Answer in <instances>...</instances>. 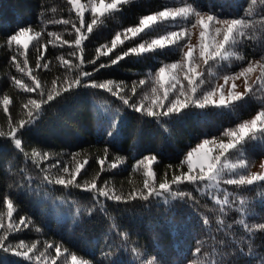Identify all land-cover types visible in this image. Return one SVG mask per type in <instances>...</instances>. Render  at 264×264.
Wrapping results in <instances>:
<instances>
[{"label": "trees", "instance_id": "1", "mask_svg": "<svg viewBox=\"0 0 264 264\" xmlns=\"http://www.w3.org/2000/svg\"><path fill=\"white\" fill-rule=\"evenodd\" d=\"M85 1L91 5L90 0ZM108 1L105 0L106 3ZM197 2L205 11L210 7L222 18H230L243 15L251 0H197ZM182 6V0H135L134 3L126 5L122 11L98 16V25L94 26L93 33L88 35V39L83 41L81 45L83 53H81L75 48L76 34L71 25L54 23L62 19L76 20V12L67 0H0V130L8 131L9 115L12 116L13 121L24 118L22 104L26 102L27 97H35V93H23L12 84V76L22 78L25 83L31 81L23 73L18 72L10 62L16 46L13 44L9 49L5 45V38L8 35L14 34L23 27L34 29L29 33L33 37L35 32H42L40 45L33 47L35 39L29 44L27 67L39 72V78L51 89L53 80H57L58 86L60 79L66 76L71 79L78 75L75 71L70 75L67 74L62 67L60 57L72 63H79L75 57L70 56V53L75 51L76 56H83L85 59L83 70L91 72L94 66L87 61L96 59L97 49L102 45L111 47V41L117 33H121L123 43L117 42L116 48L109 54L113 57L130 47H136L140 43H150L152 39L166 35L169 31H176L174 26L162 23L152 32L140 36L132 37L128 34V38H125L122 34L124 29L137 26L139 18L144 15L164 10L165 7L176 9ZM262 9L264 4L257 0L255 11L260 12ZM85 18L91 22L92 15L89 10L85 13ZM260 19L261 16H256L257 21ZM77 26L79 27L78 21ZM48 33L53 35L49 36ZM254 35L255 39L232 49L233 52L244 55L246 58L244 61L236 59L235 55L226 61L209 62L207 65L200 61L197 72H203L205 79L200 89L204 92L215 90L218 83L224 80L225 75L233 76L246 68V61H260L261 55L264 54V25L257 23ZM64 40L73 42L71 47L64 44ZM189 42L194 46L192 33ZM195 48L198 54L199 46ZM41 53L45 58L43 60H40ZM38 60L40 63L48 62L49 69H36ZM19 61L22 63L23 57H20ZM108 62L109 57L99 56L96 66ZM180 62V52L170 51L169 47H166L163 51L125 57L117 65L95 72L93 78L98 83L109 80L117 83L123 81L129 89L133 81L145 79L149 83L143 88L138 87V96L135 99L139 100L145 94L151 99L153 87L159 89L156 95L162 97L163 89L151 82L155 79V73L164 64ZM256 72V79L249 86L251 91L245 92L244 101H229V106L225 108L209 105L203 110L192 109L184 116L170 121L157 123L149 119L142 124L139 123L138 114L126 110L129 125L115 143L109 141L97 124L98 105L106 103L112 108L120 106V101L106 90L79 88L75 95L45 106L36 127L26 132L23 137L24 151L29 154L27 159L8 139L0 137V205H2L0 216L4 218L3 222L7 226L9 218L5 201L11 198L13 219L18 220L19 216L31 218L35 227L41 229L40 233H37L35 228L25 229L21 233H10L9 239L13 243H17L20 239L29 245L37 243L39 251H44V242L59 243L62 253L63 249L67 248L69 253L77 256L78 260H88L90 264L104 260L101 253L108 250V245H112V251L118 255L122 264H128L129 261L141 264L130 251L133 247H137L142 254L147 252L149 259L156 257L166 261L167 264H177V262L193 264L194 261L195 264H216L221 255H224V259L230 264H259L258 257L264 254V231L254 229L252 244L256 255L239 253L232 255L237 244L231 241L241 242V237L247 235L244 227L239 224L240 220H244L250 226L264 223V205L261 204L264 200V185L255 184L248 188L225 185L227 192L232 195L229 196L230 206H225L223 213L220 206L208 196L196 193L189 184L180 185L181 191L192 192L199 203L193 206L189 202L177 208L176 220L182 222L184 226L179 231H174L168 225L169 205L165 204L163 199L157 201L153 198L152 203L147 206H145L147 202L144 201L117 205L108 200L106 215L99 210L91 192L76 188L65 190L60 185L45 186L40 183L44 175L40 169L55 163L57 159L61 160L62 164L66 162L70 171L74 170L76 164L87 161L77 177L80 183L95 181L98 187H103L105 190L115 189L118 193L127 194L133 189L143 188L145 169L141 166L138 170H134V166L145 155H156L158 162L153 163L152 168L158 180L164 178L166 171L167 178L170 179L172 171L177 170L176 166L185 159L187 152L204 139L212 141L215 138L217 142L223 140L227 143L232 139L225 135L227 131H238L239 124L255 117L264 105V84L258 79L262 75V69L256 67ZM182 83L187 86L186 80H182ZM5 95L11 101L7 114L4 112L3 104ZM137 126L142 131L138 137H134L133 132ZM165 128L168 131H165ZM134 139L138 140V143H134ZM257 144L258 141L249 142L247 151L243 154L248 162V168L242 170L245 175H250L253 169L264 161V151L256 147ZM106 148L107 158L104 154ZM33 150L41 154L48 153L47 160L36 158L39 168L33 162L31 156ZM71 153L79 155L73 160ZM226 155L231 159L241 157V154L234 150H230ZM100 159H105L104 171H101L98 162ZM112 162L118 164L116 169L108 167ZM170 164L173 166L172 170L167 168ZM179 171H187V165L184 164L177 173ZM48 174L55 176L60 172L55 168L49 169ZM26 184L28 187H23ZM220 195L223 198V193ZM240 199L245 201L243 209L239 204ZM173 203L178 202L173 201ZM91 208L96 210L89 216L88 210ZM204 217L209 221L208 226L202 222ZM218 219L224 221L226 231L219 230ZM113 225L129 233L126 241L115 234ZM228 225L232 227L228 228ZM220 240L229 241V246L222 247L218 243ZM197 247L201 248L198 255L195 253ZM121 249H123L122 253ZM245 253H247L246 246ZM49 254L54 256V249L48 250L46 255ZM8 259L19 261V264H29L23 258L11 255ZM57 264H65L63 255L57 260ZM67 264H71L70 255ZM104 264H107V260H104Z\"/></svg>", "mask_w": 264, "mask_h": 264}, {"label": "snow or ice", "instance_id": "2", "mask_svg": "<svg viewBox=\"0 0 264 264\" xmlns=\"http://www.w3.org/2000/svg\"><path fill=\"white\" fill-rule=\"evenodd\" d=\"M135 0H90L91 7L89 9L92 18L91 22H88L85 18V6L81 5L79 0H67L69 5H72L76 12V20L62 19L56 20L54 23L71 25L75 32L74 45L76 49H79L83 53L81 47L83 41L88 39V35L93 33L94 26L98 25V16H104L105 13L113 14L122 11L126 5L134 3ZM264 4V0H260ZM183 6L173 9L165 7L164 10L147 14L139 18L137 26H130L123 31L125 38H128V34L132 37L140 36L141 34H147L154 30L162 23H168L174 26L176 31H169L166 35L160 36L157 39H152L150 43H140L136 47H130L127 51L117 53L115 56L109 54L117 46V42L121 41V33H117L115 38L111 41V47L102 45L97 49L98 56L96 59L88 60L87 63L93 65V71H84L83 65L85 59L83 56H76V52L70 53V56L75 57L79 63H72L70 60H65L63 57L59 59L62 62V67L65 68L67 74H71L73 71L78 75L68 79L67 76L64 79L59 80L57 86V80L52 81L53 88L49 89L45 82L39 78V72H34L33 69H29L27 52L29 44L35 39L33 47L41 44L42 32H35V37L29 35L34 29L31 27H23L16 31L14 34H10L5 38V45L11 49L13 44L15 47V54L10 57V62L16 67L18 72L23 73L31 81L25 83L22 78L16 76L11 77L12 84L17 86L23 93H35V97H27L26 102L22 104V110L24 111V118L13 121L12 116H8V131L4 132L0 130V137L8 139L12 146L23 152L27 159L29 154L24 151L23 137L26 132H30L37 125L39 117L45 110V106H49L51 102H59V100L67 99L68 97L75 95L76 90L79 88H92V89H104L110 93L113 97H116L120 101V106L112 108L110 105L104 103L97 106V124L101 131L108 137L111 143H115L121 136L123 130L128 127L129 121L127 119V112L138 114L139 123H144L147 120H154L157 123H161L165 120H172L173 118H179L190 112L192 109H205L209 105H214L217 108H225L229 106L226 102L225 96L220 95L218 101L213 100L215 90H209L204 92L200 89V85L205 83L204 73L197 72V66L200 61L204 64L209 62L216 63L217 61H226L229 57L235 55L236 59L244 61L246 60L244 55L233 52L237 46L242 45L246 41L255 39V26L257 23L264 25V9L260 12L255 11L257 0H251V3L245 9L243 15H236L230 18H222L221 15L214 13L211 8L207 11L203 10L197 0H182ZM43 15V13L41 14ZM261 16L259 21L256 20V16ZM77 21L79 27L77 26ZM190 26V27H189ZM199 29V48L198 54L194 46L190 44L191 29ZM86 30V31H85ZM49 36L53 35L48 33ZM206 37L209 39L206 40ZM64 44H68L70 47L73 42L68 40L63 41ZM166 47H169L170 51H178L181 54L180 63L164 64L159 67L158 72L155 73V79L152 83L158 84L163 89V94L157 96L158 88H152V98L149 99L145 94L139 100L135 99L138 96V87L143 88L149 81L140 79L133 81L131 88L129 89L123 81L117 83L114 81H106L104 83H98L93 77L94 73L100 69H104L113 65H117L120 61L130 55L141 56L143 54L153 53L157 50L163 51ZM106 48V50H104ZM255 51V49H254ZM99 56L109 57L108 63H100L96 66ZM23 57L22 63L19 58ZM45 59L43 53H41L40 60ZM264 54L261 55L260 61L249 60L247 67L243 68L241 72L236 76L225 75L223 77L225 83L230 79L235 80L240 76H246L256 67L262 69V75L258 79L264 84ZM36 69L46 70L49 69V63H40L38 60L36 63ZM181 73L183 76L181 77ZM59 79V78H58ZM182 80L187 81V86L182 83ZM247 83V81H246ZM167 85V86H165ZM179 85V87H178ZM235 87V85H233ZM251 88L246 87V93L250 92ZM245 94L232 93L230 95V102H243ZM59 98V99H58ZM11 103L9 97L5 95L3 97L4 112L7 114L9 111V104ZM141 129L137 126L134 129L133 136L138 137L141 134ZM165 131H168L165 128ZM225 135L231 137L229 142L224 143L220 141L218 148L219 153L211 155V149H207L210 143H214L215 138L210 141L204 139L195 148H192L187 152L184 160L180 165L176 166V169H181L184 164L187 165V171H172L171 178H167V171L164 178L157 179L155 172L153 171V163L158 162L156 155H145L136 162L134 170H138L141 166L145 169L143 181V188L140 190L133 189L127 194L123 192L118 193L115 189L105 190L103 187H98L95 181L88 183H80L77 177L81 174L87 161L83 164H76L74 170L69 169L67 163L61 162L57 159L55 163L48 164L46 168H41V172L44 173L41 184L45 186L60 185L65 190L70 188L81 189L82 191L93 193V200L96 202L99 210L107 215L106 202L108 200L113 201L117 205H127L132 201H144L147 204L152 203L153 198L157 201L163 199L165 204H168L167 209L170 213L168 219L169 227L174 231H179L184 225L182 222H177L176 214L177 208L182 204L189 202L194 206L199 201L192 192H185L180 190V185L189 184L193 187L196 193L201 196H208L215 204L220 206V210L223 213L225 206H230L229 196L231 193L221 187L224 185H236L239 188H248L255 184L264 185V174L253 173L250 175L243 174L242 170L248 168L247 158L243 155L247 151V145L251 141H258L256 147L261 151H264V105L257 112L255 117L248 122L239 124L238 131L229 130ZM134 143H138V140L134 139ZM230 150H234L241 154V159L237 163H228V156ZM105 158L108 156V149L104 150ZM73 160L79 155L78 153H71ZM33 162L39 168L40 165L36 158L39 157L42 160L48 159V153L41 154L33 150L32 154ZM199 157L198 164H193V157ZM223 157V159H221ZM101 171H104L105 159H100ZM111 169H116L118 164L112 162L108 164ZM264 167V164L261 165ZM58 168L60 174L52 176L49 175V169ZM172 170L173 166L170 164L167 166ZM31 181H29V184ZM107 183V182H105ZM175 186V187H174ZM23 187H28V184ZM215 189V191H213ZM220 193H223L221 198ZM38 194V193H37ZM103 198V200H101ZM173 201L178 203L174 204ZM7 216L9 222L5 226L4 218L0 216V264H19V261H10L8 256H14L23 258V260L29 262V264H57V260L63 255L65 264H67L68 255L71 256V264H90L88 260H78L75 254L69 253L67 248L61 249L59 243L44 242V251H39L37 243H31L30 245L25 243L23 239H20L17 243H13L9 239L10 233H21L25 229L31 230L35 228L37 233L41 232L39 227H35L31 218L25 216H19L18 220L13 219V199H7ZM239 204L241 209L245 204L243 199H240ZM264 205V200L261 201ZM2 206V205H0ZM95 208L88 210V215L91 216L95 212ZM205 226L209 225L207 217L202 220ZM217 223L220 225V231H226L224 227V221L218 219ZM239 224L244 227L247 235L241 237V242L232 240L231 243L237 244V247L233 250L232 255L237 253L241 255H256L253 248L252 237L254 236V229L264 231V223L255 226H250L245 223L244 220H240ZM231 228L232 225H228ZM115 234L125 241L129 237V233L126 230H120L113 225ZM227 234V233H226ZM213 239H215L213 237ZM219 245L222 247H228L229 241L220 240ZM245 246L247 247V253H245ZM54 249L55 255L48 254V250ZM131 253L135 255L136 260L141 264H167L166 261L153 257L148 258V253H141L137 247H133ZM123 249H121V253ZM201 252V248L197 247L195 253L198 255ZM68 254V255H65ZM104 260H107V264H122L121 259L116 253L112 251V245H108L107 251L101 253ZM259 264H264V254L259 255ZM104 260L97 261L96 264H104ZM128 264H135L134 261H129ZM179 264V262H177ZM195 264V261L193 262ZM216 264H230L229 261L224 259V255L216 261Z\"/></svg>", "mask_w": 264, "mask_h": 264}, {"label": "rangeland", "instance_id": "3", "mask_svg": "<svg viewBox=\"0 0 264 264\" xmlns=\"http://www.w3.org/2000/svg\"><path fill=\"white\" fill-rule=\"evenodd\" d=\"M79 2L81 5L85 6V13L88 12L91 5H89L85 0H79ZM96 2H98V1H96ZM191 33H192V38L194 41L193 42L194 47H196L197 45L199 46V29L198 28L197 29H191ZM29 35L33 37V35H31V34H29ZM207 39H209V37H206V40ZM238 73H236V74H238ZM236 74L233 76H236ZM256 75H257L256 68H254V70L252 72L247 73L246 76H240L238 79H235V80L230 79L227 83H225L224 80H221L215 89V95L212 97V99L218 101L220 98V95L223 94L225 96L226 102H229L230 101V95L232 93L245 94L246 87H249L251 82L256 79ZM246 81H247V83H246ZM233 85H235V87H233ZM219 143L220 142H217V141H214V143H210L207 146L206 150L211 149V153H210L211 155L218 154L219 153V148H218ZM221 159H223V157ZM239 159H241V157H236L234 159L228 158V163L229 164L237 163ZM198 162H199V157L194 156L193 157V164L196 165V164H198ZM262 164H264V161L262 163H260L259 165H257L253 169L251 174H253V173L264 174V167H261ZM221 187L225 189L224 184H221ZM213 191H215V189H213Z\"/></svg>", "mask_w": 264, "mask_h": 264}]
</instances>
